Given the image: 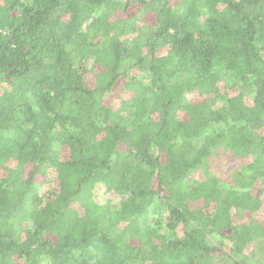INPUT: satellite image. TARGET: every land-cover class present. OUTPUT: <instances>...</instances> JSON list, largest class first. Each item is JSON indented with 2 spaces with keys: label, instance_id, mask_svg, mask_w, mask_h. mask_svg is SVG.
I'll list each match as a JSON object with an SVG mask.
<instances>
[{
  "label": "trees",
  "instance_id": "obj_1",
  "mask_svg": "<svg viewBox=\"0 0 264 264\" xmlns=\"http://www.w3.org/2000/svg\"><path fill=\"white\" fill-rule=\"evenodd\" d=\"M0 264H264V0H0Z\"/></svg>",
  "mask_w": 264,
  "mask_h": 264
},
{
  "label": "rangeland",
  "instance_id": "obj_2",
  "mask_svg": "<svg viewBox=\"0 0 264 264\" xmlns=\"http://www.w3.org/2000/svg\"><path fill=\"white\" fill-rule=\"evenodd\" d=\"M241 165V160H235L231 157H224L214 162V170L221 174H228L235 170ZM95 199L99 203H104L107 200H112L117 202L122 199V197L117 196L114 193H105V188L103 186H98L95 189Z\"/></svg>",
  "mask_w": 264,
  "mask_h": 264
}]
</instances>
